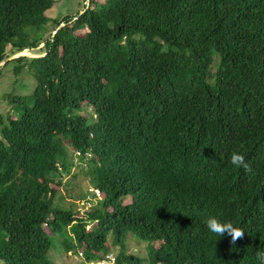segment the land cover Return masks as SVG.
Here are the masks:
<instances>
[{"label": "trees", "instance_id": "1", "mask_svg": "<svg viewBox=\"0 0 264 264\" xmlns=\"http://www.w3.org/2000/svg\"><path fill=\"white\" fill-rule=\"evenodd\" d=\"M52 4L0 0V62L43 43L0 67L35 81L7 95L16 111L0 119L3 264H52L51 234L84 264H98L109 235L115 264H260L264 0H88L50 20ZM73 165L101 192L85 216L54 202L51 184ZM209 216L243 238L219 239ZM128 231L159 245L129 253Z\"/></svg>", "mask_w": 264, "mask_h": 264}, {"label": "rangeland", "instance_id": "2", "mask_svg": "<svg viewBox=\"0 0 264 264\" xmlns=\"http://www.w3.org/2000/svg\"><path fill=\"white\" fill-rule=\"evenodd\" d=\"M86 1L87 0H53L52 6L45 11V16L52 20L54 18L61 19L68 15H75L83 10L84 5H87L88 2ZM48 27L49 32L52 35L55 31H53L51 24H49ZM42 48L43 43H40L34 49H28V52L25 54H18V52H16L14 54H10V56L16 55L18 57L20 55H25L27 57H33L35 55H39V52L42 51ZM7 51V54H9V50ZM28 54H33V56ZM10 56H8V58ZM8 58L6 60H9ZM2 65H0V67ZM14 65H16L15 62H9L3 68H0V119L2 118L4 123H6L7 118L12 116L11 114L15 113L16 111L13 104L7 103V95L28 94L32 91L35 82L33 77L27 74V72L18 76L13 75ZM81 113L86 116H90L92 114V107L83 105V110ZM74 163L78 164L75 159ZM61 182V185H57L55 183L51 184L52 188L56 190L54 202L59 204L61 207L71 208L74 212L78 211V216H85L86 212L84 214H82L83 212L81 213L84 204L83 195L87 191L89 185L88 176L85 174V171L73 165L69 173L62 174ZM127 200L128 198L125 199V201ZM91 206H93V204L88 206V209ZM88 224L91 223L89 222ZM50 238L51 247L48 250L47 255L52 264H84L82 259L77 258L76 255L66 254L59 244L57 236L51 234ZM112 240V235H109L107 239L109 248L112 250V252L118 253L120 248L111 245ZM152 244L156 245L157 242H148L146 239L137 237L136 233H132L130 231L125 234V248L129 253L136 254L140 257H146L148 248ZM0 264H3L1 260Z\"/></svg>", "mask_w": 264, "mask_h": 264}, {"label": "clouds", "instance_id": "3", "mask_svg": "<svg viewBox=\"0 0 264 264\" xmlns=\"http://www.w3.org/2000/svg\"><path fill=\"white\" fill-rule=\"evenodd\" d=\"M87 158H90V156H87ZM230 163L237 168L244 169L245 172L251 171L250 165L246 161L245 155L240 152H237V151L232 152L230 156ZM95 190H97L99 194H97ZM100 197H101V192L97 188L90 187L88 190V193L85 194V198L83 200L84 204H83L81 213L83 212L82 214H84L85 212H87L88 206H90L91 204L94 205L97 202L96 199ZM87 203L89 204L87 205ZM88 222L89 221H87V223ZM205 226L207 227L210 233L215 234V236L219 237V239L224 237L225 235H228L231 238V243L233 244H235V242L238 239H241L244 236L243 229L235 227L231 222H222L219 219H217L215 216H209L205 220ZM158 245H159V242H157V244L154 246H158ZM66 254L71 255V251L70 252L68 251ZM117 254L118 253L112 252V250L110 249L107 253H105L102 257L98 259L97 263L98 264H115ZM142 258H145V257H142ZM257 259L258 261H260V264H264V252H259L257 254Z\"/></svg>", "mask_w": 264, "mask_h": 264}, {"label": "water", "instance_id": "4", "mask_svg": "<svg viewBox=\"0 0 264 264\" xmlns=\"http://www.w3.org/2000/svg\"><path fill=\"white\" fill-rule=\"evenodd\" d=\"M86 2H88V0H87ZM87 5H88V3H87ZM61 25H62V24H61ZM26 52H28V49H27V48H25V49L19 51L18 54H20V53H21V54H25ZM28 55L33 56V54H28ZM35 56H40V55H35ZM15 57H17V56H16V55H12V56H10L8 59L10 60V59H13V58H15ZM4 63H5V61L0 62V65H2V64H4Z\"/></svg>", "mask_w": 264, "mask_h": 264}, {"label": "built area", "instance_id": "5", "mask_svg": "<svg viewBox=\"0 0 264 264\" xmlns=\"http://www.w3.org/2000/svg\"><path fill=\"white\" fill-rule=\"evenodd\" d=\"M87 156H90L89 154H86ZM95 192L97 193V194H99V192L97 191V190H95ZM89 203H87V205H88Z\"/></svg>", "mask_w": 264, "mask_h": 264}]
</instances>
